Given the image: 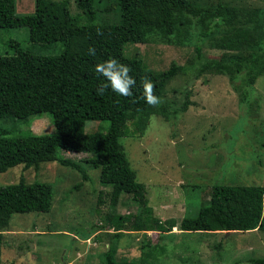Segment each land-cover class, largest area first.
Masks as SVG:
<instances>
[{"label":"trees","instance_id":"obj_1","mask_svg":"<svg viewBox=\"0 0 264 264\" xmlns=\"http://www.w3.org/2000/svg\"><path fill=\"white\" fill-rule=\"evenodd\" d=\"M16 1L0 0V29L26 27L29 41L9 39L5 42L8 51L0 53V118L28 121V130L9 136L6 129L0 128V173L18 164L23 170L31 167L39 170L42 163L55 160L59 167L81 171L76 162L59 156L58 151L90 154L84 162L99 168V181L110 187L112 203L116 204L120 195L127 193L139 205L137 214L107 213L96 227L101 231L112 228L113 231L105 232L109 242L118 240L125 231L145 234L156 231L158 245L162 235L176 223L150 215L145 185L137 179L120 139L127 135L142 136L152 116L161 115L165 120L169 117L166 111L171 102L164 101L162 95L184 66L172 61L166 69H153L137 55L128 54L126 47L148 42L178 47L196 43L194 62L199 63L198 72L211 66H227L223 65L227 62L232 82L242 78L253 84L258 76H264V11L258 7L245 11L223 0H218L215 6H202L191 0H117L120 20L110 23L97 22V9L82 7L84 0H74L81 10L77 13L63 0L60 18L52 13L51 19L47 0H33V10L29 12H18ZM33 36L37 39L31 40ZM202 42L230 52L231 57L220 58L222 61L204 58ZM49 47L59 52H44ZM90 48H95V56L89 55ZM110 58L131 68L130 75L136 80L132 97L119 96L110 88L103 95L97 94V88L106 81L96 73L95 66ZM145 77L156 84L155 94L161 98L162 102L155 107L143 99ZM234 88L238 90L239 86ZM183 90L185 100L172 109L175 115L190 105V91ZM44 113L50 116L54 132L34 133L29 122ZM89 120H107V130L91 131L86 124ZM228 171L223 169V175L226 172L229 176ZM81 176L87 179L86 173ZM229 179V183L221 180L212 184L208 202L195 215L184 216L178 224L180 230L264 232V185L235 183L231 176ZM52 202L53 187L48 182L27 183L21 177L17 182L0 185V247L6 243L2 234L13 214L49 212ZM114 244L107 248L101 264H136L116 256ZM216 247L220 248L221 243ZM140 248L139 260L144 261L146 248L144 245ZM250 261L264 264V258L252 257Z\"/></svg>","mask_w":264,"mask_h":264},{"label":"rangeland","instance_id":"obj_2","mask_svg":"<svg viewBox=\"0 0 264 264\" xmlns=\"http://www.w3.org/2000/svg\"><path fill=\"white\" fill-rule=\"evenodd\" d=\"M67 1L73 13L81 12L74 0ZM191 1L215 6L218 0ZM223 1L245 11L253 7L264 11V0ZM47 2L48 18H52V13L60 18L63 0ZM116 2L84 0L82 7H95L97 22L115 23L120 20ZM16 9L18 12L33 10V0H17ZM28 37L26 27L0 29V53L8 51L7 40L29 41ZM202 43L204 58L231 57L230 52ZM194 44L178 47L148 42L126 47L128 54L137 55L153 69H166L172 61L184 66L162 95L164 101L171 102L166 111L169 117L165 120L161 115L152 116L142 136L127 135L120 139L137 179L145 185L150 215L161 221H174L175 226L162 235L158 245L156 231L146 234L125 231L118 240L109 242L105 232L112 228L101 231L97 224L107 213L137 214L139 205L127 193L121 194L116 204L112 203L110 187L99 181V168L84 162L90 154L59 150V156L76 162L81 171L64 165L59 167L55 160L42 163L39 170L32 167L23 170L18 164L0 173V185L24 177L27 183L43 181L53 187L49 212L12 215L2 234L6 243L0 247V264H101L107 248L114 243L116 256L136 264H184L186 261L187 264H257L250 258H264L262 231L187 233L178 226L184 216L195 215L208 202L213 183L221 180L229 183L231 176L235 183L264 185V76H258L253 84L242 78L232 82L227 62L223 63L227 66H211L200 73L199 63L194 62ZM48 51L59 52L53 47L44 52ZM185 88L190 91V105L175 115L172 109L185 100ZM86 124L91 131H106L108 121L89 120ZM29 125L37 134L54 132L46 113L31 118ZM0 128L6 129L9 136L19 135L28 130V121L1 117ZM84 131L89 132L86 128ZM243 147L246 150H240ZM223 169L229 170V176L226 172L223 175ZM83 172L87 179L82 178ZM148 242L151 243L146 246ZM218 243L220 248L216 247ZM142 245L146 248L144 261L139 260Z\"/></svg>","mask_w":264,"mask_h":264},{"label":"clouds","instance_id":"obj_3","mask_svg":"<svg viewBox=\"0 0 264 264\" xmlns=\"http://www.w3.org/2000/svg\"><path fill=\"white\" fill-rule=\"evenodd\" d=\"M95 54V48H90L89 55L95 56ZM95 70L106 81L97 88L98 95H103L109 88L119 96L132 97L134 95L133 89L136 88V80L130 75L132 70L129 66L119 63L116 58H110L97 64ZM142 88L143 99L148 105L155 107L162 102L161 98L155 94L156 84L152 80L147 77L143 78Z\"/></svg>","mask_w":264,"mask_h":264}]
</instances>
